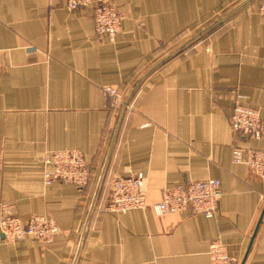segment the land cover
Masks as SVG:
<instances>
[{
    "label": "crops",
    "instance_id": "1",
    "mask_svg": "<svg viewBox=\"0 0 264 264\" xmlns=\"http://www.w3.org/2000/svg\"><path fill=\"white\" fill-rule=\"evenodd\" d=\"M109 1L122 17L115 43L66 0H0V204L60 228L50 243L0 234V264H211L216 240L241 264L264 180L232 151H264V137L236 136L230 117L240 96L264 121V0ZM140 81L111 149L121 107L104 89L125 98ZM65 150L85 156L83 189L44 183L45 155ZM134 174L148 208L107 212L111 180ZM210 179L223 192L213 218L153 210L166 188ZM245 264H264V217Z\"/></svg>",
    "mask_w": 264,
    "mask_h": 264
},
{
    "label": "built area",
    "instance_id": "2",
    "mask_svg": "<svg viewBox=\"0 0 264 264\" xmlns=\"http://www.w3.org/2000/svg\"><path fill=\"white\" fill-rule=\"evenodd\" d=\"M66 7L71 12L92 10L95 32L111 43L116 42L122 30V17L109 0H66ZM258 10L264 18V1L260 3ZM104 98L111 109H119L123 104L124 94L119 88L107 87L104 89ZM230 126L236 136L251 140H261L264 137V121L259 109L248 105L240 96L230 117ZM232 160L235 164H246L264 180V151L250 149L245 155L244 150L235 145ZM42 174L47 186L65 183L83 189L90 180L85 156L77 150L48 152L43 160ZM145 186L142 174L114 177L111 180V195L106 211L124 214L148 208ZM222 196L219 180L191 181L166 188L161 201L152 208L157 215L191 213L210 219L218 213ZM59 233L60 228L52 219L32 216L24 221L16 214L13 204H0V234L10 244L26 239L50 243ZM209 256L211 264H237L219 240L210 244Z\"/></svg>",
    "mask_w": 264,
    "mask_h": 264
},
{
    "label": "water",
    "instance_id": "3",
    "mask_svg": "<svg viewBox=\"0 0 264 264\" xmlns=\"http://www.w3.org/2000/svg\"><path fill=\"white\" fill-rule=\"evenodd\" d=\"M141 82H142V81H140L138 84H136V85L133 87V89H132V90L127 94V96L124 98L123 104H122V106H121V108H120L121 112H120V115H119V118H118L117 128H116V130L114 131V135H113V139H112V143H111V149H112V147H113V145H114V143H115V140H116V136H117V133H118L117 130H119L118 127L120 128V125H121L122 120H123V118H124V116H125V114H126V111L128 110L129 105L131 104V102H132V100L134 99V97H135V95H136L138 89L140 88ZM102 179H103V176H102ZM99 184H100V186H99V188H100V187H101V182H100V181H99ZM263 217H264V208H263V211H262V215H261V217H260V220H259V222H258V226H257V228H256V230H255V232H254V235H253L252 239H251V242H250L249 248H248V250H247V253H246V255H245L243 261L241 262V264H245V262H246V260H247L248 254H249V252H250V249H251V247H252V244H253V242H254V239H255L256 233H257V231H258V229H259V227H260V224H261V222H262Z\"/></svg>",
    "mask_w": 264,
    "mask_h": 264
}]
</instances>
